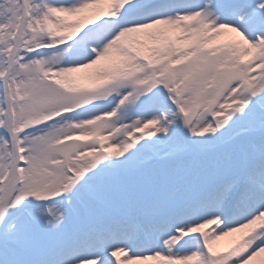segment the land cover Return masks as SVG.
Segmentation results:
<instances>
[{"label": "snow or ice", "instance_id": "snow-or-ice-1", "mask_svg": "<svg viewBox=\"0 0 264 264\" xmlns=\"http://www.w3.org/2000/svg\"><path fill=\"white\" fill-rule=\"evenodd\" d=\"M0 264H264V0H0Z\"/></svg>", "mask_w": 264, "mask_h": 264}]
</instances>
